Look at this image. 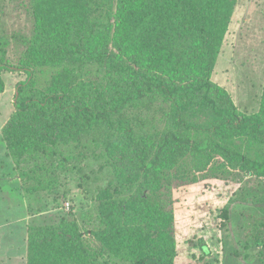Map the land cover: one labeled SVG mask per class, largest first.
<instances>
[{
    "label": "trees",
    "instance_id": "trees-1",
    "mask_svg": "<svg viewBox=\"0 0 264 264\" xmlns=\"http://www.w3.org/2000/svg\"><path fill=\"white\" fill-rule=\"evenodd\" d=\"M6 1L0 93L3 72L26 74L0 128L14 188L56 201L93 185L90 203L27 218L26 264H178L175 174L188 169L258 180L246 198L209 187L222 201L243 198L217 205L222 229L245 221L233 204L264 213V79L258 110L246 114L212 78L237 0H9L28 32L3 25ZM89 159L97 168L86 172ZM249 234L238 243L264 246V218ZM211 237L196 236L192 259L219 264Z\"/></svg>",
    "mask_w": 264,
    "mask_h": 264
},
{
    "label": "rangeland",
    "instance_id": "rangeland-1",
    "mask_svg": "<svg viewBox=\"0 0 264 264\" xmlns=\"http://www.w3.org/2000/svg\"><path fill=\"white\" fill-rule=\"evenodd\" d=\"M5 5V15L1 21L7 30L28 32L29 20L24 10L14 1L8 0ZM225 40L212 78L231 94L241 112L254 113L259 107L258 98L264 79V0H237ZM25 77L26 74L21 71L3 72L5 90L0 93V128L14 109L18 82ZM89 164L97 168L94 160H85L81 165L86 172ZM94 176L102 177V174L94 173ZM175 176L174 197L178 198L175 207L177 209L175 231L178 239L176 263L214 264L215 262L210 260L211 257L208 262H203L204 259H192L190 255L191 244L196 240V236L203 234L204 238H208L213 233L214 237L210 238L209 246L214 249L212 257L216 255L220 259L219 264H264V246L253 247L238 243L239 240H247L250 226L264 218V213L259 207L248 203L233 204L232 207L238 205V209L243 211L245 221L240 220L242 216L237 215L238 220L233 219L234 223L226 229L219 227V220L213 217L214 212H217L214 210L221 202L229 203L232 200L243 199L240 195L244 194L243 192L249 191L244 198L253 191L257 192V179L245 174L242 175L239 184L235 182L236 178L232 181L231 176L225 180L226 177L203 175L190 169L178 172ZM17 179L0 136V264H26L25 232L28 217V221L48 222L58 213L68 212L75 202L90 203L92 200L93 185L90 194L83 189L72 187L68 199L64 200L53 201L42 194L24 198L14 188ZM214 186L231 187L227 190L228 195L234 188L240 193L230 199L227 196L225 201H222L223 199H217L220 195L216 197V192L211 193L208 190ZM237 222H243L241 228H236ZM234 249L237 255L232 253Z\"/></svg>",
    "mask_w": 264,
    "mask_h": 264
}]
</instances>
